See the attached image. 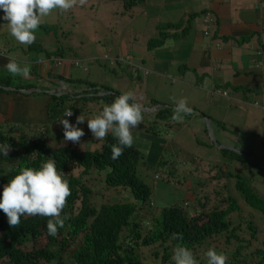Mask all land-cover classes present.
I'll return each instance as SVG.
<instances>
[{"label":"rangeland","instance_id":"1","mask_svg":"<svg viewBox=\"0 0 264 264\" xmlns=\"http://www.w3.org/2000/svg\"><path fill=\"white\" fill-rule=\"evenodd\" d=\"M168 1L178 2L176 9L163 11L157 6L153 8L156 14L162 16L164 25L178 22L185 16L184 0ZM200 1L202 7L206 5L207 0H196V2ZM144 10L145 8L132 5L125 0H86L83 5H80L79 0H77L76 6L72 9L68 11L57 9L43 18L44 21H47L45 22L47 25L55 27L54 30L59 35L60 45L70 49L61 50L60 55L63 52L65 55L63 57L59 56L62 64L70 69L69 72L66 71L63 75L65 77L63 80L59 79L57 73H53L51 76L47 74L43 79L42 64L38 62H40V56H44L45 53L29 52V45H23L16 41L10 35L7 21L3 19L4 13H0V55L6 52L8 58L16 59L20 63V67L27 66L31 69L30 75L27 77L14 76L3 68L0 69V78L10 77L13 88L21 85L27 87V82L35 84L37 87L48 86L49 90H45L48 94L53 93L57 87L60 89L61 83L65 81L72 94L89 91L88 85L92 83L99 86V88L110 87L122 93L132 91L139 98L143 99L145 97V100L140 99L144 104H149L148 100L154 97L165 102L168 106L172 105L174 107L173 97L176 99L187 98L188 106L192 108V114L185 115L181 122L174 123H180L184 127L180 129V134H175V127L171 130L172 127L166 124H155L153 114L149 115L142 109V112L145 113L143 117H146L149 121L143 119L142 121L145 124L140 129L135 128L132 130L133 145L142 151L144 158H148L145 161L146 164L142 162L139 167V178L152 188L151 202L154 204L153 208L155 210L161 213L167 206L187 201L186 206L193 208V214L196 209L195 216H203L204 222L208 220L206 218L208 210L212 211L215 208L225 210L228 208L226 200L229 195H233L241 208L239 212L231 215L230 220L234 224H240L241 222V236L251 243L242 254L248 256L252 263H256L259 257L253 254L257 251H264V220L261 218L259 211L253 210L242 200L243 197L236 188L235 175L240 174L246 178L258 194L264 197V153H262L264 152V111L262 112L254 107L251 108V106H244L250 108L252 114L240 117V107L242 106V103L239 102L241 101L240 98L234 96L225 98L220 94L216 95V98H219L218 105L214 103L215 101L209 105L212 98H214L209 88L182 86L181 82H177L176 79L179 73L184 74L178 66L188 60V56L194 49L191 45L176 42L172 43L171 50H166L168 46H164L158 53H155V57L150 55L153 69H155L156 64L165 67V63H163L165 58L169 59L168 62L174 63L165 71L166 73L163 76L151 72L152 74L148 77L136 68L142 66L140 56L143 55V52L135 56V65H129L125 59V54L121 51V48H123L122 42L115 40L114 36L128 33L130 28L134 27L133 24L129 26L130 16L135 17V20L141 23L138 20L142 17L136 14ZM155 26L151 25V33H144V37L147 39L150 37L157 38L159 35ZM44 34L45 32H41V36ZM50 36L49 32V35L41 39L47 50L56 49V46H59L53 36L50 39L52 44L51 42H48L51 44L50 46L45 44V40ZM204 39L205 43L211 42L208 37H204ZM134 44L136 45L135 40ZM136 48L142 47L136 45ZM169 51H176L174 60L168 57ZM132 53L133 49H131ZM106 56L110 60H104L103 58ZM117 57L122 60L121 63L112 65L111 62ZM75 62L79 63L78 66H75ZM209 71L207 75L210 81V77L218 75V71L216 70L213 73H209ZM8 90L10 91L11 88ZM16 90L18 92L11 95H8L10 94L8 93L0 99L2 102L0 112L4 116V119L0 120V131L11 137L16 136L13 137L15 139L22 140L23 135L18 136L19 133H29V128H38L45 139V147L60 143L73 148L76 146L82 147L83 150L100 148V144H94L89 139L84 143L87 137L84 138L83 136L79 143L65 141L63 125L59 121L64 118L69 120L71 124L76 125V117L83 115L85 117L84 123L76 126L81 128L84 133L92 135L87 126V118L102 111V100L98 103H85L82 102L80 97L75 96L69 101L70 104L74 105L68 104L67 106L70 108L79 106L80 110L77 116L63 117L62 113L58 121L49 124L47 105L52 102L51 96L41 92V88L34 90L32 96H28L31 91ZM260 93H264V89L253 93L252 98H250L251 104L258 101L256 96ZM246 94L250 95L249 93ZM59 95L57 94V96ZM67 95H70V92H67ZM6 98H9V101H3ZM47 100L49 103H45ZM223 103L227 105H222ZM73 111L75 112V109ZM199 111H205V114ZM212 111L216 112V117L208 123L204 116L209 115ZM234 112L236 115H234ZM218 121L220 123H217ZM42 126H45L47 130ZM145 129L149 130V134L139 132ZM174 138H176V143H181L182 148L189 153V159H187L186 152L180 151L179 146H170L169 141L172 145H176ZM217 142L222 146H219ZM153 148L157 149L156 154L150 153ZM225 150L233 151L235 154L226 157L231 152L227 153ZM236 154H239L241 159H231V157L238 156ZM109 170L107 169L101 173L93 171V175L89 178V186L94 190L92 202L94 208L99 211L102 205L117 202L142 205L141 202L134 199L130 189L108 188L106 186L105 176ZM79 173L80 170L75 172L77 176ZM229 173H232L233 177H229ZM159 212L144 213L146 216L152 217L153 214H159ZM250 221L257 227L255 235L249 228ZM147 222L151 223L147 220L145 226ZM147 228L151 229V225ZM226 239V235L210 239L207 245L199 246L192 251L194 257L202 254L204 250L215 248L218 253L222 252L227 256V264L233 258V253L238 244L228 245ZM32 245L36 248H42L47 245V240L41 238ZM174 248L170 243L169 252L171 255ZM154 250V248L145 249L140 247L134 252L143 264H162L160 259L157 260L153 256Z\"/></svg>","mask_w":264,"mask_h":264},{"label":"trees","instance_id":"2","mask_svg":"<svg viewBox=\"0 0 264 264\" xmlns=\"http://www.w3.org/2000/svg\"><path fill=\"white\" fill-rule=\"evenodd\" d=\"M125 1L142 8L146 5V0ZM221 2H225V0ZM246 2H255L253 7L255 11L252 12V15L255 16V24L262 29V33L258 32V36L255 33L247 40L249 42L257 37L260 44L259 52H264V26L258 23V21L264 23V0H247ZM0 13H3V11L0 10ZM199 17L201 21L200 33L203 37L210 38L211 42L227 44L234 38L228 34L232 29L231 25L224 24L216 11L208 9L205 14L194 13L187 16V26L183 23H170L165 25V28L168 29L167 32L160 34L159 38L150 37L147 39L143 36L142 41L147 40L148 50H157L166 47L170 43L193 39L192 34L195 31L192 32L190 25H193ZM149 19L147 18V24L151 21ZM45 22L47 21L43 20L41 22L35 33L36 41L29 45L28 51L37 54L45 53L47 56L49 68L45 73L41 68L43 79L47 74L51 76L53 73H57L59 79L63 80V78L65 79L63 75L66 70L62 73L59 72L63 64L61 60L58 62L55 59H60L65 55L64 52L60 55L61 50L70 49L60 45L59 35L54 30L55 27H51ZM138 24L141 23H133V26L137 27ZM147 24L145 23V26ZM210 26L211 28H208ZM150 29H152L151 25H148L141 31V34L151 33ZM41 32H45V34L41 36ZM49 32L51 36L45 40V44L50 46L52 44L50 39L53 36L57 44L59 43L56 49L47 50V47L41 41L42 38L49 35ZM235 40L237 43L233 41L231 43L240 46H243L241 44L246 42V40L240 41L239 38H235ZM48 42H51V44ZM1 58L9 59L6 52L1 54ZM121 61L117 57L113 63L118 65ZM6 64L7 61L5 64L0 65V69L4 68L7 71ZM181 69L185 70L186 66H181ZM68 79L70 80V78ZM27 83V87L21 85L16 88L14 86V89L31 91L30 94L33 95L34 90L41 88V92L52 97L51 104L47 105L49 123L58 121V118L60 119L62 113L64 114L66 110L74 112L75 109L74 116H77L80 110L79 106H72V108L67 106L70 104V99L75 98L74 96H52L45 92V90H49L48 86L37 87L35 84ZM9 87L13 88L11 78H0L1 96L13 93L5 89ZM88 88L90 91H82L77 97L79 96L82 102L85 103H98L102 100L103 107L106 104L113 103L122 94V92L110 87L99 88V86L92 83L88 85ZM234 90L242 89L234 88ZM255 90L254 93L259 91L258 88H255ZM16 91L18 92V90ZM262 94L264 95V93ZM262 94L260 93L257 96ZM148 101L150 102L146 104L148 107L162 106L153 113L155 124L163 123L171 126L176 123L171 118L173 114L172 105L168 106L161 100ZM46 103H49L48 100ZM215 114L216 112L212 111L206 116V120L213 121ZM142 116H145L144 112H142ZM143 119L147 120L146 117H143ZM142 124L143 121L137 128H141ZM42 128L46 127L42 126ZM34 130L38 129L34 128ZM34 130L27 131L29 133H19L18 136L23 135L22 140L15 139L13 137L16 136L11 137L0 131V144L7 143L10 150L13 149L16 152L13 158L2 156L0 152V194H2L4 185L19 174L20 168L32 167L39 169L42 162H46L51 157L56 161L57 170L65 173V178L68 180L71 189V195L67 198L66 207L61 213L62 216L67 218L64 227L58 229L57 235L50 236L46 227L48 217L25 215L21 217L20 224L17 227H11L6 214L0 210V264H143L134 252L140 247L145 249L154 248L153 256L155 259H160L162 264H173L172 255L169 252L170 243L173 247L182 244L194 251L199 246L207 245L210 239L220 238L223 235L227 236L226 243L228 245L238 244L233 253V258L227 264H264V251H257L253 254L259 257V261L256 263H252L248 256L242 254L251 243L241 236V222L240 224H234L230 220L231 215L239 212L241 208L234 196L229 195L227 198L228 208L225 210L218 208L212 211L208 210L206 212L207 222L203 221V216H191L192 211L182 205L167 206L161 211L159 218L154 219L152 229H148L145 226L148 217L144 212L148 205H151L152 188L139 178V167L142 162L146 164L145 161L148 158L143 157L142 151L138 147L132 145V147L124 148L123 154L114 160L111 158V145L117 143V140L111 132L103 140L91 137L94 144H100V148L91 151H80L69 146L45 148L42 134ZM37 139L40 140L37 141ZM217 144L222 146L218 142ZM226 152H231L228 156L224 155L226 157L235 154L233 151ZM232 158L239 160L241 156L238 155ZM107 169L110 170L105 176L106 186L108 188L130 189L134 199L141 202L142 205L117 202L104 204L99 211L94 208L92 205L94 190L89 186V178L93 175V171L101 173ZM78 170H80V173L77 176L75 172ZM228 176L232 177L233 174L229 173ZM236 179V188L243 197L242 200L253 210L259 211L261 218L264 220V197H261L243 176L237 175ZM225 188L227 189L226 186ZM249 228L255 235L257 227L251 221L249 222ZM41 238L47 240V245L42 248L33 247L32 243H36ZM206 252L204 250L202 254L195 257L199 264H207Z\"/></svg>","mask_w":264,"mask_h":264},{"label":"clouds","instance_id":"3","mask_svg":"<svg viewBox=\"0 0 264 264\" xmlns=\"http://www.w3.org/2000/svg\"><path fill=\"white\" fill-rule=\"evenodd\" d=\"M85 3L86 0H79L80 5ZM76 4L77 0H0V10H2L4 13L3 19L7 21L10 35L14 37L15 40L20 44L31 45L36 40L35 33L39 28L43 18L49 16L54 10L57 9L61 11H68L76 6ZM202 14H205V12ZM172 24L174 23L172 22ZM208 28H211V26ZM155 29L158 31L159 36L160 34L166 33L168 30L165 28L164 21L160 24V26L156 25ZM159 36L157 38H159ZM259 46L260 44L258 45V53ZM260 53L263 54L264 52L261 51ZM103 59L110 60V58L107 56ZM125 59L129 65L136 64V58L133 55L126 54ZM111 63L112 65L114 64L113 61ZM5 67L14 76H28L30 75L31 71L30 67H20V63L13 58L8 59V63L5 65ZM256 67L261 69V65H257ZM136 68L141 70L145 76L150 73V70L146 69L143 65L137 66ZM135 71L137 72V70ZM5 89L8 90L10 87ZM260 89H264L263 81L258 86V90ZM59 90L64 92V96L67 95V92L72 94V92L68 91L66 88ZM255 91L256 90L248 93H254ZM212 93L214 96L221 94L225 98L231 97L227 91L223 90L214 89ZM57 94L58 93L53 92L50 95L53 96ZM60 96L61 95L58 97ZM256 98L258 101L264 102L263 94L256 96ZM172 99L174 101V107L172 109L173 114L171 117L172 120L181 122L185 115L192 114V108L188 106L187 98L182 97L176 99L173 97ZM139 101L140 98L136 97L132 91H127L119 95L110 105H104L102 111L99 114L87 118V126L92 135L84 133L81 128L76 126L84 123L85 117L83 115L76 117V125H73L69 122V120L62 118L59 123L63 125L64 140L71 141L73 143H79L81 137L83 136L84 138L87 137L86 140H84V143H86L87 139L92 141L91 137H94L97 140H103L108 135V133L111 132L117 140V143L111 145V158L114 160L118 159L123 154L124 148L132 147L134 142L132 130L137 128L142 123V107ZM160 108H162V106L157 105L154 108V112ZM143 110L147 114L154 113H151V108H144ZM72 115H74L72 110H66L63 114V117H71ZM200 116L203 117L204 115ZM204 117L206 119V116ZM147 121H149V119H147ZM143 124H145L144 121ZM171 126V130H173L174 127H178L179 129L184 128L180 123H173ZM139 132L143 134H149L148 129ZM43 138L44 137H42V139ZM43 141H45V139ZM169 143L171 147L179 146L177 143H175L176 145H172L171 141H169ZM61 146L65 145L56 143L55 145L50 144L48 147L57 148ZM81 148L76 146L73 149H78L80 151H91L83 150ZM180 151L183 153L186 152L182 147H180ZM0 152L2 156H7L9 158H13L16 155L15 150H10V146L7 143L0 144ZM156 152L157 149L155 148L150 151L151 154H156ZM12 153L13 155H11ZM186 154L187 159H189L188 152H186ZM258 154H260V152H258ZM237 175L240 174H236L235 177ZM70 195L71 189L68 180L65 178V173L57 170L55 159L50 157L46 162H42L39 169L32 167H22L19 169V174L15 175L3 187L2 194H0V210L6 214L8 223L11 227H17L20 224L21 217L25 215L48 217L46 225L47 233L50 236H56L58 229L64 227L65 219L67 217L62 216L61 213L66 207L67 198ZM150 203L151 205L145 209V212H159L153 208L154 204L151 202V198ZM186 203L187 201L177 204L184 206L188 210H191V216H195L196 209L194 210L193 214V208L187 207ZM159 216L160 212L159 214H153L152 217L147 216L151 223L147 222L146 226L149 227L151 225L152 229L154 219L158 218ZM206 257L207 264H226L227 261V256L222 252L218 253L215 248H209L206 252ZM172 261L173 264H199L197 259L194 257L193 252L182 244H177V246L173 249ZM258 261L259 260L256 262Z\"/></svg>","mask_w":264,"mask_h":264},{"label":"crops","instance_id":"4","mask_svg":"<svg viewBox=\"0 0 264 264\" xmlns=\"http://www.w3.org/2000/svg\"><path fill=\"white\" fill-rule=\"evenodd\" d=\"M221 1L222 0H207L206 5L202 7L201 1L196 2V0H184L185 16L181 18L180 21L173 22L174 24L183 23L185 26H187L188 18L186 17V15L189 16L190 14L194 13L202 14L208 9H211L216 11L220 15L224 24L231 25L232 29L228 34L232 35L234 38L227 44H223V42L205 43V39L201 35L199 30L201 24L200 17L196 19L193 25H190V29L192 30V32L195 31V33L192 34L194 38L179 42L181 44L191 45L194 49L188 56V60L178 66L184 74L179 73L176 80H178L177 82H181L183 84L182 86L187 85L192 86L193 88L201 87L202 89L209 88L211 92H213L214 89L223 90L227 91L231 96L240 98L241 101L239 102L242 103V106L240 107L241 112L239 116L242 117V115L245 116L246 114H252L250 108H245L244 106H250V98H252L253 93H249V96L246 93L254 91L255 88H258L262 81L264 82V53H258L259 44L257 43V37L249 42L247 40L255 33L258 36V32L262 33V29L258 27L257 24H255V16L252 15V12L254 13L255 11V9L253 8L255 2L248 3L246 2L247 0H225V2ZM177 5L178 2L176 1L169 2L168 0H147L146 5L143 7L145 8V10L137 12L136 14L137 16L142 17L140 20H138L141 21V24H138L137 27L130 28V31H128V33L126 32L118 36H114L115 40H120L122 42L123 48H121V51L125 55L128 54L136 56L138 54H142L143 52V55L140 56V59L142 65L146 69L150 70V75L152 73H155L163 76L166 73L165 71H167L170 66H173L174 63L168 62L167 60L169 59L165 58V61L163 62L165 63V67H160L159 64H156L155 69H153L150 55L152 57H155V53H158L160 49L148 50L146 46L147 40L142 41L144 33L141 34V31L148 25L160 26V24L163 22L162 16L155 13L153 9L154 7L157 6L160 10L167 11L176 9ZM146 17L150 18L149 20L151 21L145 26V23L147 21ZM129 20V26L133 23H137L135 17L133 16H130ZM258 23L264 26V23H261V21H258ZM141 27H143V29H141ZM235 38H239L240 41L246 40V42L241 44L243 46L231 43L232 41L237 43ZM134 40L137 47L142 48L137 49L136 45L134 44ZM167 46L168 48L166 50L172 49V44H168ZM131 49H133L132 54ZM168 55L171 60H174L176 58V51H169ZM55 60L59 61L60 59ZM6 61L8 63V60L0 57V65L5 64ZM39 63L42 64V71L43 73H45L49 68V61L47 59V56H40ZM259 63H261V69H258L256 67ZM181 66H186V69L182 70ZM65 70L67 72L70 71L69 68L63 65L62 67H60L59 72H64ZM216 70L218 71V75L210 77L209 81V76L207 75L208 71L209 73H213ZM206 78L207 80H205ZM61 84L62 86L60 87V89L68 88L67 85H64L63 83ZM234 88H244V91H235ZM7 94H3L2 96H5ZM2 96L0 95V99ZM218 99L219 98H216V96H214L209 105H211L214 101V103L218 105ZM150 100L153 101L158 99L152 97L150 98ZM3 101H9V98L4 99ZM1 103L2 102L0 101V104ZM222 105L227 104L223 103ZM235 108L237 109V106ZM199 112L205 113V111ZM234 115H236L235 112ZM3 119L4 116L1 113L0 120ZM28 121H30V119H28ZM175 132L176 134H180L181 130L176 127ZM174 139L176 143V138ZM177 145L182 147L181 143H177Z\"/></svg>","mask_w":264,"mask_h":264},{"label":"bare ground","instance_id":"5","mask_svg":"<svg viewBox=\"0 0 264 264\" xmlns=\"http://www.w3.org/2000/svg\"><path fill=\"white\" fill-rule=\"evenodd\" d=\"M147 1V0H146ZM114 61V60H113ZM75 64V66H78V62H75L74 63ZM257 65V64H256ZM258 65H261V63H259ZM63 84L64 85H67L66 84V82H63ZM68 86V85H67ZM54 89V88H53ZM244 89V88H243ZM242 89V90H243ZM11 90H13L12 92L13 93H16L17 91L15 90V89H11ZM10 90V91H11ZM55 91H54V93L56 92V93H58V94H60L61 96L60 97H62V96H64V92L63 91H61V90H59V88H56V89H54ZM67 90L68 91H71L70 89H68L67 88ZM244 91V90H243ZM79 93H81V92H76L75 94H70V96H77V95H79ZM101 95V94H100ZM28 96H32L31 94H29ZM79 97V96H78ZM52 98V97H51ZM142 100H145V98H143ZM139 101V103H140V105H141V107H142V109H144V108H151V113L152 112H154V108L156 107V106H154L153 108L152 107H148L146 104H144L143 103V101ZM154 101V100H153ZM149 102V101H148ZM150 103V102H149ZM250 106H251V108L252 107H254V108H257L258 110H260V111H264V102H260V101H256V102H254L253 104H249ZM150 115V114H149ZM208 123H210L208 120H206ZM30 130H34V128L32 129V128H29ZM34 131H36L37 133L39 132V130H34Z\"/></svg>","mask_w":264,"mask_h":264},{"label":"water","instance_id":"6","mask_svg":"<svg viewBox=\"0 0 264 264\" xmlns=\"http://www.w3.org/2000/svg\"><path fill=\"white\" fill-rule=\"evenodd\" d=\"M11 155H13V153Z\"/></svg>","mask_w":264,"mask_h":264}]
</instances>
